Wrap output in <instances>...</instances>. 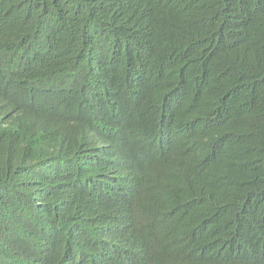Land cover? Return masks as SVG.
<instances>
[{
    "label": "trees",
    "instance_id": "1",
    "mask_svg": "<svg viewBox=\"0 0 264 264\" xmlns=\"http://www.w3.org/2000/svg\"><path fill=\"white\" fill-rule=\"evenodd\" d=\"M0 264H264V0H0Z\"/></svg>",
    "mask_w": 264,
    "mask_h": 264
}]
</instances>
